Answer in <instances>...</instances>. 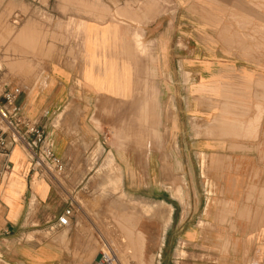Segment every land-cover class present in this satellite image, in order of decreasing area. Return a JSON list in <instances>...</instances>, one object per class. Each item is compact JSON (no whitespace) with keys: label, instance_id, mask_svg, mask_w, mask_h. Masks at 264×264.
Returning a JSON list of instances; mask_svg holds the SVG:
<instances>
[{"label":"crops","instance_id":"obj_1","mask_svg":"<svg viewBox=\"0 0 264 264\" xmlns=\"http://www.w3.org/2000/svg\"><path fill=\"white\" fill-rule=\"evenodd\" d=\"M14 88L65 170L34 173L21 145L0 156L3 264H91L101 181L131 180L134 197L140 180L178 176L196 185L147 202L169 215L171 263L264 264V0H0V93Z\"/></svg>","mask_w":264,"mask_h":264},{"label":"rangeland","instance_id":"obj_2","mask_svg":"<svg viewBox=\"0 0 264 264\" xmlns=\"http://www.w3.org/2000/svg\"><path fill=\"white\" fill-rule=\"evenodd\" d=\"M13 32L14 30L12 29V33ZM143 118L146 119V122L142 124V127H147L151 119H153L152 116H144ZM155 119L157 120V124L159 126H165L167 124V122L165 123L163 116H156ZM216 123H219V121ZM109 134L112 135L109 136L111 137V141L106 143V146L104 145L107 153L110 151V147L107 145H114L117 139L115 133ZM215 135L222 138L230 137V135L225 132L215 133ZM231 135L233 138H239L235 137L233 134ZM164 136L165 133L163 131L139 132L138 136L134 135V137L137 138L138 143L145 144V147H136L133 150L145 152L144 154H147L150 149L147 147L148 143L153 142V140H155L156 143H158L157 141L162 142ZM104 147L101 148V150H104ZM117 148L120 149V147ZM123 149L128 151L132 150V148ZM155 151L157 153L162 152L163 148L157 147L155 148ZM111 153L112 152H109L108 157ZM178 177L172 180H140V189L138 190L137 195L134 197L128 195V192H131V180L123 181L119 179H106L101 181L103 184V189H101L103 194L91 196L92 204L97 206H103L106 204L107 206V211L106 213H102V215L104 214L102 217H99L98 213L96 212L91 213L92 232L96 237L97 250H99L98 258L100 257L101 252H105L107 254L111 252L116 256L117 264H173L171 263L170 256L173 254L174 245H167L166 248L161 246L163 231L162 225L168 221L169 215L158 207L155 209L153 207H149L147 202L148 197L150 195H154L153 190H156L155 194L163 193L158 192V189H162L164 184H166V187H171L170 189L172 190H176V188H180L181 190V188H185L190 185L192 186V184L193 186L196 185L195 180L186 181L185 179ZM99 219L103 224L100 227ZM129 222H132L136 229L143 232L145 235V247L143 254L141 253V249L137 241L134 240L133 235H130ZM138 223L139 225L143 226L146 231H150L151 240L147 239L145 232L141 228L138 229ZM16 241L18 242L17 239ZM4 250L5 247L2 241H0V264H3L1 257L3 256ZM158 254H160L159 257ZM205 254L209 253L207 252ZM210 259L211 258L208 257V260H203V264H212ZM95 260L96 259L93 258L90 263L92 264Z\"/></svg>","mask_w":264,"mask_h":264},{"label":"built area","instance_id":"obj_3","mask_svg":"<svg viewBox=\"0 0 264 264\" xmlns=\"http://www.w3.org/2000/svg\"><path fill=\"white\" fill-rule=\"evenodd\" d=\"M20 94V88L4 89L0 93L4 102V106H0V156L8 159L14 148L21 145L27 150L34 173L59 176L64 172L65 164L56 154L49 133L38 122L25 117L17 103ZM71 214L72 209H66L58 218V224L68 226ZM92 264H117V258L111 252H101Z\"/></svg>","mask_w":264,"mask_h":264},{"label":"bare ground","instance_id":"obj_4","mask_svg":"<svg viewBox=\"0 0 264 264\" xmlns=\"http://www.w3.org/2000/svg\"><path fill=\"white\" fill-rule=\"evenodd\" d=\"M141 236V235H140Z\"/></svg>","mask_w":264,"mask_h":264}]
</instances>
